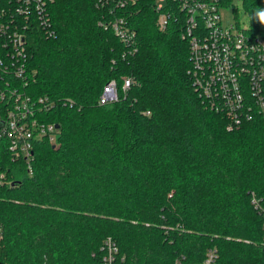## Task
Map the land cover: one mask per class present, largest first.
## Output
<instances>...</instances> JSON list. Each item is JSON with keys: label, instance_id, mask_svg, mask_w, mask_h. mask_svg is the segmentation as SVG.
<instances>
[{"label": "trees", "instance_id": "obj_1", "mask_svg": "<svg viewBox=\"0 0 264 264\" xmlns=\"http://www.w3.org/2000/svg\"><path fill=\"white\" fill-rule=\"evenodd\" d=\"M8 4V0H3ZM264 36V0H224ZM54 35L31 29L28 73L7 77L47 96L29 161L0 140V264H101L112 237L124 264H264V119L228 129L193 87L189 45L161 30L153 0L128 11L124 42L97 0H54ZM124 78L130 85L123 88ZM117 81L118 99L100 103ZM1 175H4L3 177Z\"/></svg>", "mask_w": 264, "mask_h": 264}, {"label": "built area", "instance_id": "obj_2", "mask_svg": "<svg viewBox=\"0 0 264 264\" xmlns=\"http://www.w3.org/2000/svg\"><path fill=\"white\" fill-rule=\"evenodd\" d=\"M140 0H97L104 9L101 25L110 27L124 42H133L135 30L128 11ZM54 0H0V140L6 142L13 159L29 161L35 140L56 142V123L42 119L52 106L47 96L34 97L21 91L7 77L28 73L27 35L42 29L52 36ZM224 0H153L157 26L178 27L189 45V74L197 90L213 110L229 118L228 129L262 116L264 119V36L243 29L236 21L226 24L221 9ZM117 81H109L100 103L118 99ZM130 85L124 78L123 88ZM2 177L4 175H1ZM254 207L264 216V199L253 195ZM101 264H124L118 244L105 238ZM216 251L207 252L201 264H214Z\"/></svg>", "mask_w": 264, "mask_h": 264}, {"label": "rangeland", "instance_id": "obj_3", "mask_svg": "<svg viewBox=\"0 0 264 264\" xmlns=\"http://www.w3.org/2000/svg\"><path fill=\"white\" fill-rule=\"evenodd\" d=\"M233 2L235 4H238L239 0H233ZM221 13H222L223 21L226 24H231L233 21H239L241 26L247 25V21L243 13H241L238 19L235 17L233 5L223 6V8L221 9Z\"/></svg>", "mask_w": 264, "mask_h": 264}, {"label": "clouds", "instance_id": "obj_4", "mask_svg": "<svg viewBox=\"0 0 264 264\" xmlns=\"http://www.w3.org/2000/svg\"><path fill=\"white\" fill-rule=\"evenodd\" d=\"M258 15L260 16V19H261L262 21H264V12H261V13H259Z\"/></svg>", "mask_w": 264, "mask_h": 264}, {"label": "water", "instance_id": "obj_5", "mask_svg": "<svg viewBox=\"0 0 264 264\" xmlns=\"http://www.w3.org/2000/svg\"><path fill=\"white\" fill-rule=\"evenodd\" d=\"M56 127L59 128V124H56Z\"/></svg>", "mask_w": 264, "mask_h": 264}]
</instances>
